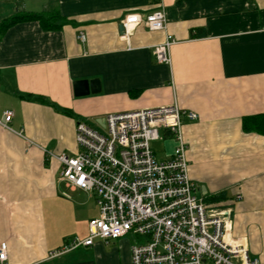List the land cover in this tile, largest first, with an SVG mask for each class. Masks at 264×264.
<instances>
[{
  "label": "crops",
  "instance_id": "obj_1",
  "mask_svg": "<svg viewBox=\"0 0 264 264\" xmlns=\"http://www.w3.org/2000/svg\"><path fill=\"white\" fill-rule=\"evenodd\" d=\"M159 8L175 39L169 64L152 53L163 31L138 25L125 40L119 30L127 15ZM54 12L65 19L58 28L22 21L0 38V120L12 111L8 127L0 124L6 264H130L127 235L50 257L87 236L98 208L91 192L65 185L48 153L76 154L78 120L101 130L107 114L174 103L198 116L181 117L197 195L224 192L231 236L264 264V135L241 129L242 116L264 111V0H0V21ZM95 78L98 92L74 94V81ZM160 132L163 160L175 141Z\"/></svg>",
  "mask_w": 264,
  "mask_h": 264
},
{
  "label": "built area",
  "instance_id": "obj_2",
  "mask_svg": "<svg viewBox=\"0 0 264 264\" xmlns=\"http://www.w3.org/2000/svg\"><path fill=\"white\" fill-rule=\"evenodd\" d=\"M121 25L125 40L138 25L163 31L164 39L153 45L152 53L157 62L169 64L175 39L162 8L144 16L131 13ZM78 38L83 41V34ZM182 116L191 121L198 117L174 103L107 114L101 130L82 120L75 123L76 154L48 153V158L59 162V178L68 188L93 194L98 215L89 220L86 237L69 238L50 257L91 246L97 239L107 243L132 234L139 241L130 245V264H258L243 239L230 234L231 206L197 195L188 175ZM11 117L12 111H4L0 124L8 127ZM161 130L175 145L169 158L158 160L150 143L161 139ZM6 261L2 241L0 264Z\"/></svg>",
  "mask_w": 264,
  "mask_h": 264
},
{
  "label": "trees",
  "instance_id": "obj_3",
  "mask_svg": "<svg viewBox=\"0 0 264 264\" xmlns=\"http://www.w3.org/2000/svg\"><path fill=\"white\" fill-rule=\"evenodd\" d=\"M30 20L38 21L44 28L47 29L58 28L65 21V19L60 17L57 12L51 14L17 13L0 21V38L10 26L18 22ZM241 129L244 132L264 135V111L257 114L242 116ZM224 197V192H221L217 195L209 197L207 201L219 202Z\"/></svg>",
  "mask_w": 264,
  "mask_h": 264
},
{
  "label": "water",
  "instance_id": "obj_4",
  "mask_svg": "<svg viewBox=\"0 0 264 264\" xmlns=\"http://www.w3.org/2000/svg\"><path fill=\"white\" fill-rule=\"evenodd\" d=\"M119 30L123 31V26L120 24ZM73 91L76 96H83L89 93H96L99 91V80H76L73 82ZM103 121V118H101ZM104 126V125H103Z\"/></svg>",
  "mask_w": 264,
  "mask_h": 264
},
{
  "label": "rangeland",
  "instance_id": "obj_5",
  "mask_svg": "<svg viewBox=\"0 0 264 264\" xmlns=\"http://www.w3.org/2000/svg\"><path fill=\"white\" fill-rule=\"evenodd\" d=\"M151 145V148L155 151V157L157 159H160L162 158L164 155H163V151L165 149V143H163V140L162 139H158L156 141H152L150 143ZM132 243L133 242H138L139 241V237L136 236V235H132V234H128L126 236Z\"/></svg>",
  "mask_w": 264,
  "mask_h": 264
}]
</instances>
